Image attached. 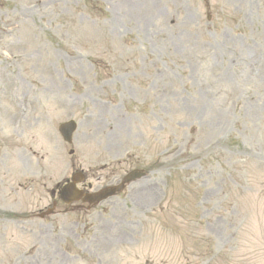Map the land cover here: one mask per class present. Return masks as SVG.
I'll return each mask as SVG.
<instances>
[{
  "label": "rangeland",
  "instance_id": "1",
  "mask_svg": "<svg viewBox=\"0 0 264 264\" xmlns=\"http://www.w3.org/2000/svg\"><path fill=\"white\" fill-rule=\"evenodd\" d=\"M0 264H264V0H0Z\"/></svg>",
  "mask_w": 264,
  "mask_h": 264
},
{
  "label": "water",
  "instance_id": "2",
  "mask_svg": "<svg viewBox=\"0 0 264 264\" xmlns=\"http://www.w3.org/2000/svg\"><path fill=\"white\" fill-rule=\"evenodd\" d=\"M75 130H76V124L74 122L64 124L60 127V132L64 140L68 143L72 142V136ZM138 176L139 175L137 172H132L125 178L123 184L104 190L96 195H85L84 201L89 203H96V202L104 201L110 197H113L115 194L121 193L124 190L126 183H130L134 181L136 178H138ZM81 180H79V178L77 177H74L73 183H70L63 188L61 194L64 202L72 203L73 201L79 200L82 196H84L82 192L76 189V183L80 182ZM49 213L50 212H48V214Z\"/></svg>",
  "mask_w": 264,
  "mask_h": 264
}]
</instances>
